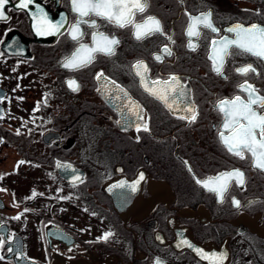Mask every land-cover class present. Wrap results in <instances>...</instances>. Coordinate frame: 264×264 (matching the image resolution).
Listing matches in <instances>:
<instances>
[{"label":"flooded vegetation","instance_id":"obj_1","mask_svg":"<svg viewBox=\"0 0 264 264\" xmlns=\"http://www.w3.org/2000/svg\"><path fill=\"white\" fill-rule=\"evenodd\" d=\"M147 3L134 22L153 16L163 34L137 40L131 26L85 17L99 27L81 24V43L91 45L93 31L120 43L115 55L97 54L77 70L62 66L79 47L67 34V25L77 20L71 0L5 5L6 18L0 19L1 264H15L20 254L28 264H156L157 258L163 264H209L195 249L225 253L223 264H264V170L252 166L249 153L240 159L220 143L223 115L216 108L221 99L246 98L237 87L245 80L264 95V61L230 56L221 76L209 59L212 39L232 36L224 30L237 23L264 26V11L239 6L237 0ZM209 10L220 31L201 28L193 51L186 35L188 14ZM41 12L53 21L66 18L60 33L37 34L33 25H39L35 17ZM165 46L171 55L163 52ZM138 60L147 65L151 80L180 78L197 112L194 122L180 118L186 111H170L143 90L132 68ZM246 64L256 73L235 72ZM100 72L142 106L148 131H137L144 121L126 116L97 91ZM69 80L78 83V91ZM232 169L244 173L245 183L233 181L223 202L196 183ZM121 181L129 187L114 189ZM106 232L112 236L98 239Z\"/></svg>","mask_w":264,"mask_h":264},{"label":"snow or ice","instance_id":"obj_2","mask_svg":"<svg viewBox=\"0 0 264 264\" xmlns=\"http://www.w3.org/2000/svg\"><path fill=\"white\" fill-rule=\"evenodd\" d=\"M8 3L9 0H0V19L6 18L3 9ZM31 3L33 0H20L18 7L27 8ZM71 6L72 11L77 15V20L75 23L67 25V34L71 40L79 44V47L70 56L65 57L62 64L63 67L71 70H77L91 64L97 54L115 55L116 46L120 43L115 36L109 37L98 31H93L91 45L81 43L84 36L81 24H86L93 29L99 27L95 20L89 22L85 17H100L120 28L131 26L133 35L137 40H143L156 33L163 34L160 21L153 16H147L141 23H136L133 20L136 12H145L148 7L147 0H71ZM188 15L189 23L186 30V35L189 38L188 47L195 51L198 45L193 42V38L199 39L201 28L208 29L213 33H218L220 29L214 25L210 10L201 12L196 16ZM35 19L39 21V25L34 24L33 27L40 35L60 33L61 29L65 27L66 21V18H62L61 21H53L42 12ZM224 31L233 35H224L211 40L209 59L212 61V70L217 75L223 76L224 63L230 56L250 55L264 61V26L258 24L245 26L237 23ZM163 52L167 55L172 54L171 49L167 46L164 47ZM155 59L159 61L161 57L156 56ZM132 68L135 75L139 77L140 86L148 95L161 102L170 111H186L188 115L180 117L181 119H187L189 122L195 121L197 116L195 106L190 100V93L186 92L180 84L179 77L172 75L167 80H151L147 75L149 69L141 60L136 61ZM235 72L246 77L249 73H256V68L252 64H246L235 68ZM96 79L102 83L97 91L104 92L116 104L120 112L126 116L135 117L136 120L144 121L142 106L134 101L127 91L116 84L114 80L105 77L103 72L97 73ZM67 83L73 91L79 90V85L75 80H69ZM237 87L247 94L246 98L236 95L231 99H221L216 104L217 110L223 115V123L218 130V138L230 154L244 159V153L247 152L251 156L252 166L264 170V112L258 111V109L264 110V95H260V90L248 83L247 80ZM182 105L183 107H181ZM141 127L144 131L149 130L146 121L142 125L137 124L136 130L140 131ZM226 131L227 135L225 134ZM23 163L24 161L18 162V164ZM79 179V176H74V180ZM140 180H143V175L140 176ZM233 181L241 186L245 183L244 173L240 169L220 172L216 176L204 180L196 179L197 184L216 194L219 202H223ZM137 184H139V180L130 186L132 191H136ZM126 187L129 185L124 181L113 185L114 189ZM35 195L34 191L33 197ZM232 203L236 207L240 205V202L235 198L232 199ZM25 211L28 210L25 209ZM14 218L19 219L20 217ZM110 236L112 233L106 232L98 239L107 240ZM3 243L4 241L0 240V246ZM183 243L189 248L193 247L188 241H183ZM195 251L202 259L208 260L209 264H223V260L226 258L225 253L209 255L200 249H195ZM156 264H163V262L157 258Z\"/></svg>","mask_w":264,"mask_h":264},{"label":"rangeland","instance_id":"obj_3","mask_svg":"<svg viewBox=\"0 0 264 264\" xmlns=\"http://www.w3.org/2000/svg\"><path fill=\"white\" fill-rule=\"evenodd\" d=\"M235 0H231V3L233 4ZM239 6H243L244 8H254V4L249 2L248 0H237ZM2 263V260L0 258V264Z\"/></svg>","mask_w":264,"mask_h":264},{"label":"water","instance_id":"obj_4","mask_svg":"<svg viewBox=\"0 0 264 264\" xmlns=\"http://www.w3.org/2000/svg\"><path fill=\"white\" fill-rule=\"evenodd\" d=\"M252 24H253V23H252ZM249 25H251V24H249ZM246 26H248V25H246ZM108 99H109V97H108ZM109 101H110L115 107H117L116 104H114L110 99H109ZM116 109H118V108H116ZM14 261H15V264H28L27 261H26V259L22 256V254H20L19 257H17L16 259H14Z\"/></svg>","mask_w":264,"mask_h":264},{"label":"trees","instance_id":"obj_5","mask_svg":"<svg viewBox=\"0 0 264 264\" xmlns=\"http://www.w3.org/2000/svg\"><path fill=\"white\" fill-rule=\"evenodd\" d=\"M248 1L252 2L258 8V10L264 11V0H248Z\"/></svg>","mask_w":264,"mask_h":264}]
</instances>
